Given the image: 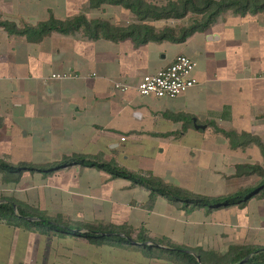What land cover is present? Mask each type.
Masks as SVG:
<instances>
[{"label":"crops","instance_id":"0c3cea01","mask_svg":"<svg viewBox=\"0 0 264 264\" xmlns=\"http://www.w3.org/2000/svg\"><path fill=\"white\" fill-rule=\"evenodd\" d=\"M79 16L113 27L137 23L120 5L0 0V19L18 27ZM178 55L195 62L197 85L173 99L140 96L136 86L141 78L169 66ZM62 73L74 77H51ZM116 83L126 84L127 90L116 88ZM215 128L250 134L264 144L262 14L240 17L227 11L183 42L136 44L129 38H90L82 30L51 32L30 42L0 27V139L2 135L20 139L22 153L20 160H13L1 150L0 159L10 165L49 169L66 158L83 156L217 199L239 191L231 188L236 185L237 165L263 168L264 159L255 144L232 148ZM6 182L14 201L37 219L63 225L127 226L137 235L147 233L165 241L168 248L230 253L228 264H233V209L248 205L199 207L185 213L180 202L164 195L151 199L146 184L95 165L73 164L51 172L25 169L16 183L18 189ZM4 199L10 200L0 197ZM257 208L264 216V198ZM66 236L0 220V264H115V256L130 250L126 243L97 244L74 236L54 242ZM139 261L178 264L157 255Z\"/></svg>","mask_w":264,"mask_h":264},{"label":"trees","instance_id":"16d2710c","mask_svg":"<svg viewBox=\"0 0 264 264\" xmlns=\"http://www.w3.org/2000/svg\"><path fill=\"white\" fill-rule=\"evenodd\" d=\"M102 4L120 5L124 9L129 10L137 19V23L127 25L125 27H113L108 23L102 21H87L84 17H77L69 21H58L50 18L45 22H41L36 26L18 27L14 22L0 19V27H2L9 34L25 36L30 42L41 40L51 32H59L70 34L82 30L83 33L90 38H98L104 36L113 41L129 38L136 44L146 43L148 41L169 40L172 42H183L188 36L194 32H202L209 26L214 24L218 17L230 11L234 15L256 16L262 14L264 16V0H168L162 4H154L145 0H90L91 7H98ZM188 14L199 16L191 25L175 31L173 28H163L161 30L155 29L153 26L145 23L146 20H160L164 18L182 19ZM225 135L232 148L247 146L251 143L255 144L264 159V144L256 136L242 133L238 135L232 130H222L215 128ZM73 164L79 165H95L101 170L111 172L117 175L127 176L138 182L146 184L151 189V199L156 195H164L172 202H180L181 209L185 213L192 212L195 208L206 207L223 208L229 206L244 207L252 198L264 197V181L260 186L252 192L246 188L243 193L235 192L233 194L223 196L217 199H211L205 196L194 197L187 191H183L177 187L165 186L162 183L151 178H144L135 174L125 172L112 163H105L98 160H88L83 156H73L64 159L52 168H38L35 169L29 165L20 164L17 166L6 163L0 159V168L6 171L11 182H17L23 170H37L40 172H51L53 170L62 169ZM251 175H258L264 180V168L258 164H241L235 167V177H248ZM6 181V180H5ZM0 220L8 225L24 224L25 226H41L46 231L57 230L61 233L69 232L71 236L86 239L92 243H105L106 240H111V237L116 238L122 243H136L138 246H144L148 251L157 249L158 257L162 254L170 252H178L176 259L178 264H228L230 253L220 255L218 253L208 251L203 253L201 250L184 252L185 249L167 246L166 248H158L153 241H148L142 234L137 235L135 239L131 238V230L127 226H92L84 223H76L72 225V231L69 230L70 225H63L58 221H50L43 217H33L26 209L22 208L21 203L12 200L4 199L0 201ZM119 234H122L119 235ZM143 243H150V245H143ZM118 244V243H117ZM116 244V245H117ZM158 245H163L159 243ZM182 251H179V250ZM233 264L249 256V259L244 264H264V249L257 247H233L231 250ZM182 261H181V260Z\"/></svg>","mask_w":264,"mask_h":264},{"label":"rangeland","instance_id":"374dc122","mask_svg":"<svg viewBox=\"0 0 264 264\" xmlns=\"http://www.w3.org/2000/svg\"><path fill=\"white\" fill-rule=\"evenodd\" d=\"M145 1L154 3V4L163 3V1H159V3H157V1H150V0H145ZM195 18L200 19L199 16L188 14L182 19L164 18V19L154 20V21L149 19V20H146L145 23L148 24L150 22V25H152L157 30H161L163 28L168 27V28L175 29V31H179L180 29H183L191 25L192 22L195 20ZM20 141H21L20 139L19 140L12 139V138L7 137L6 135H2L0 139V151L2 150L3 152H6L7 156L10 155L13 158V160H20L21 155H22ZM5 180L9 182L10 181L9 176L6 175V171L4 169L0 168V183L1 184L5 183V185H3L0 188V192L1 194H3V196H0V197L10 198V200L14 201L13 199L15 197L14 192H12L11 187H7V184H6L7 182ZM263 181L264 180L262 179V177L258 175H251L248 177L247 176L246 177H236V178L233 177V183H236V185L235 186L233 185L231 188L232 190H234L238 187V190H240V193H243V196H244L246 195V192L244 191L246 188L248 189V191L252 192V190H255L256 188H258V186H260L261 182ZM17 182H11V183H15V186H14L15 189H18V186H16ZM17 195H18V192L16 193V196ZM192 195L194 197L200 196V195H195V194H192ZM263 198L264 197L253 198V200L251 199L252 201H249L247 207H245L244 209L243 208L240 210L233 209V247H257V248L264 249V234L262 235L258 234L259 230L264 232V216L259 215L263 213L262 211H260L259 213V210L257 208V206L260 205L261 200ZM239 213L242 214V216ZM243 214H246V217L243 218ZM70 226L71 227L69 228V230L72 231L73 226L72 225ZM131 233H132L131 238L135 239L137 237V234L133 233V231H131ZM65 234L67 236L63 238V241H61L58 238H54L55 240L54 242H67L71 240L70 233L66 232ZM143 235L147 240L153 241L155 243H158V244L166 243L165 241L150 238L147 235V233ZM81 239L83 240V238H78L77 240L80 241ZM104 242L109 243V244L118 243V244L124 245L121 241H118L114 237H111L110 241L106 240ZM125 247L130 250H128L124 255H120L119 257L115 256L113 258V261L115 262V264L116 263L117 264L118 263L119 264H140L139 259H143V257L145 256L150 258L151 256L155 257L156 255H161L158 253L157 249H151L148 251L142 246H138L136 244L126 243ZM179 251H182V250L180 249ZM184 252H190L191 255L195 254L193 250H184ZM177 253L178 252H175V253L170 252L169 254L165 253L162 255L175 260Z\"/></svg>","mask_w":264,"mask_h":264},{"label":"built area","instance_id":"2783aa9c","mask_svg":"<svg viewBox=\"0 0 264 264\" xmlns=\"http://www.w3.org/2000/svg\"><path fill=\"white\" fill-rule=\"evenodd\" d=\"M195 62L185 55H178L172 63L154 74L144 75L136 86L140 96H153L157 99H173L188 89L197 85L198 81L193 72ZM55 79L74 77L70 73L52 74ZM115 87L121 91L127 90L126 84L116 83ZM124 140V138H122Z\"/></svg>","mask_w":264,"mask_h":264},{"label":"water","instance_id":"95a60500","mask_svg":"<svg viewBox=\"0 0 264 264\" xmlns=\"http://www.w3.org/2000/svg\"><path fill=\"white\" fill-rule=\"evenodd\" d=\"M122 236V234H119ZM133 244H136L134 242H132ZM150 245L149 243H143V245ZM249 259V256H246L244 259H242L241 261H239L237 264H244L247 260Z\"/></svg>","mask_w":264,"mask_h":264}]
</instances>
